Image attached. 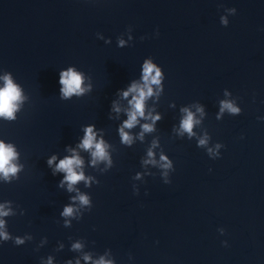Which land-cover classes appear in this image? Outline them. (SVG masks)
<instances>
[{
	"label": "water",
	"instance_id": "water-1",
	"mask_svg": "<svg viewBox=\"0 0 264 264\" xmlns=\"http://www.w3.org/2000/svg\"><path fill=\"white\" fill-rule=\"evenodd\" d=\"M5 78L0 264H264V0H0Z\"/></svg>",
	"mask_w": 264,
	"mask_h": 264
},
{
	"label": "clouds",
	"instance_id": "clouds-1",
	"mask_svg": "<svg viewBox=\"0 0 264 264\" xmlns=\"http://www.w3.org/2000/svg\"><path fill=\"white\" fill-rule=\"evenodd\" d=\"M153 67L154 66L151 63L145 64L144 79L145 81H148L149 77H151L152 83H159L160 72L157 69L156 74L152 75ZM5 79H6L5 87L0 89V116H5L7 118H13V112L15 109V101L19 99L20 92L10 79L8 78H5ZM60 83L64 85V87L62 88V92L65 96H70L74 92L82 91L80 87L82 83L81 75L78 73H75L72 69H69L66 73L61 74ZM133 88L135 89V85L133 86ZM151 92H152L151 87H148L147 92H145L144 89L142 88L139 90V96L134 97L135 111H133L130 114L129 119L125 122L126 127H129V128L132 127V125L136 121L137 113H139L141 116L144 114L143 113V101L146 95H151ZM126 95H127V92H125V96ZM224 107L228 108L229 110L233 112L238 111L230 103H225ZM181 127L183 130L188 131L189 133L192 132L193 114L191 112H189L187 117L183 120ZM144 128L145 130H151L149 125H145ZM121 133L125 141H128L130 139L128 134L123 132V129H121ZM201 143H204V141L202 140ZM83 146L85 148H91L93 146V133H92L91 128L87 130V135L83 141ZM95 149L96 150L93 153V155L98 158H103L105 155V152H104V147L102 143H97L95 145ZM15 155L16 153L14 152L13 148L10 145H5L3 142H0V173H3L5 177H7L9 173L14 174L17 171L16 166L11 163ZM149 155H151V153H149ZM52 159H55V157H53ZM51 163H52V160H49V164ZM80 163L81 161L78 158L71 157V158H65L64 160H61L60 163L57 165V168L66 170L67 175L65 179L70 182V185H69L70 189H71V184L76 183L78 180L84 179L82 173L77 174L73 170V165L74 164L78 165ZM80 199L82 203L88 202L87 198L84 196H81ZM72 211L73 210L71 207H66L64 209V215H71ZM0 214L6 215L7 212H3ZM2 224H3V221H0V226H2ZM0 235H4L5 238H7V234L5 233H0ZM78 246L79 245H77V247ZM100 264H110V262L101 261Z\"/></svg>",
	"mask_w": 264,
	"mask_h": 264
}]
</instances>
